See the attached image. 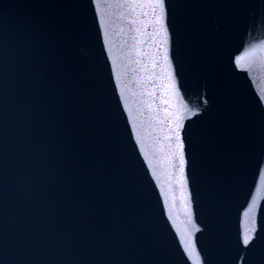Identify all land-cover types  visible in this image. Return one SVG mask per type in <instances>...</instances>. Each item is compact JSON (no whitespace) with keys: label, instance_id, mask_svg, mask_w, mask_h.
I'll use <instances>...</instances> for the list:
<instances>
[{"label":"water","instance_id":"obj_1","mask_svg":"<svg viewBox=\"0 0 264 264\" xmlns=\"http://www.w3.org/2000/svg\"><path fill=\"white\" fill-rule=\"evenodd\" d=\"M165 3L0 0V264H251L264 0Z\"/></svg>","mask_w":264,"mask_h":264},{"label":"snow or ice","instance_id":"obj_2","mask_svg":"<svg viewBox=\"0 0 264 264\" xmlns=\"http://www.w3.org/2000/svg\"><path fill=\"white\" fill-rule=\"evenodd\" d=\"M147 6L152 9V12L155 13L156 9H159V15L156 17L155 22L160 25V28L165 30V17H166V3L165 0H146ZM167 40V36L165 35V41ZM177 148L180 150L179 160L181 165V170L184 164V156H183V144L179 143ZM237 246L243 244L244 248L247 249V252L250 257L251 264H255V255L256 252L264 248V236H257L255 239L250 234L244 235L242 240L238 239L236 241Z\"/></svg>","mask_w":264,"mask_h":264}]
</instances>
